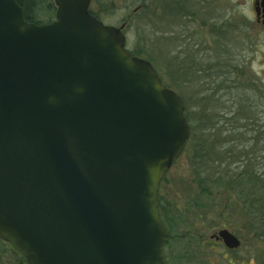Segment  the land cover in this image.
I'll use <instances>...</instances> for the list:
<instances>
[{
	"label": "water",
	"instance_id": "95a60500",
	"mask_svg": "<svg viewBox=\"0 0 264 264\" xmlns=\"http://www.w3.org/2000/svg\"><path fill=\"white\" fill-rule=\"evenodd\" d=\"M54 1L37 24L0 0V238L30 264H166L159 189L190 140L185 102L124 24Z\"/></svg>",
	"mask_w": 264,
	"mask_h": 264
},
{
	"label": "rangeland",
	"instance_id": "374dc122",
	"mask_svg": "<svg viewBox=\"0 0 264 264\" xmlns=\"http://www.w3.org/2000/svg\"><path fill=\"white\" fill-rule=\"evenodd\" d=\"M254 1L92 0L91 4L105 24L125 25L128 50H142L139 57L149 60L162 81L185 98L194 117H204V111L215 117L216 124L231 114V149L244 155L234 161L231 172L245 171L244 178L257 179L244 183L252 194L264 193V28ZM211 64V71L197 70ZM225 79L223 85L231 84L230 95L220 87ZM192 152L186 147L160 184L163 207L178 217L168 229V264H264L263 226L255 219L260 215L250 212L237 190H231V207L225 201L209 212L194 206L198 195L208 200L193 176ZM221 229L236 235L241 246L229 249L212 238Z\"/></svg>",
	"mask_w": 264,
	"mask_h": 264
},
{
	"label": "trees",
	"instance_id": "16d2710c",
	"mask_svg": "<svg viewBox=\"0 0 264 264\" xmlns=\"http://www.w3.org/2000/svg\"><path fill=\"white\" fill-rule=\"evenodd\" d=\"M40 1L47 2V0H18L19 4L26 10L25 18L28 21L33 22L40 18L37 15L31 16L28 11L36 6V2L39 6L41 4ZM141 51L142 50L138 48L131 52L133 55L139 56L142 53ZM224 57L225 56L222 55V58ZM213 68V64H211L210 66H205L197 70L206 73ZM226 81L228 80L225 79L220 87L226 90L225 94L230 95L231 84L223 85ZM212 95L215 98L214 94ZM183 100H185V98H183ZM185 104H187V101H185ZM187 105L186 114L191 128V136L187 147L193 150L190 156L192 173L201 194L208 200V202H204L198 195L196 198L197 200H194V206L209 212L212 209L217 210L225 201V206H227V208L231 207V190H237V192L240 193V199L246 202V206L250 209V212L254 215H260V217L255 219L263 226L264 233V193L254 192L252 194V192H250L252 188L246 190L244 187L245 182L251 183V179L254 181L257 179H254V177L252 178V176L248 179L244 178L243 176L247 175L244 173L245 171L236 175L231 172V165L234 161L244 156L243 154L238 155L234 153V150L231 149V142L234 141L231 139V124H233L231 122V114L229 117H224L223 120L221 119L222 121L218 118L216 124H214L213 122L216 120L215 117L212 119L207 112L205 113L204 111L201 112L204 114V117L201 114H198V117H194V114L190 113L188 110L189 107H187ZM240 117L242 116H238V119H240ZM218 121L222 122V125L219 124L217 127ZM225 125H227L228 128H224L223 126ZM206 130H208V132H206ZM202 131H204L206 135H202ZM217 198L219 199L217 200ZM161 200L160 198L161 217L167 229H171L169 226H173L178 217L174 212L173 215H171L169 211L163 207Z\"/></svg>",
	"mask_w": 264,
	"mask_h": 264
},
{
	"label": "flooded vegetation",
	"instance_id": "af4514ba",
	"mask_svg": "<svg viewBox=\"0 0 264 264\" xmlns=\"http://www.w3.org/2000/svg\"><path fill=\"white\" fill-rule=\"evenodd\" d=\"M256 1H260V0H255L254 4ZM40 2H41V4L39 6H38V3L36 2V6H34V8H32V9L28 10L29 13L31 14V16L37 15L40 17L41 15H44V14L48 15L51 13L53 15L51 18H48L47 20L38 19V20L33 21V23H37V24L51 23L52 21H54L56 19L57 6L55 4V1L54 0H47V2L46 1L45 2L40 1ZM91 4H92V0H91ZM24 9L25 8H23V10ZM25 12H26V10H24V13ZM90 12L95 17H97V19L101 20L100 17L91 10V5H90ZM212 238H216V240H221V239H217L216 235L212 236ZM168 241H169V239H168ZM168 241H167L166 247L168 245ZM0 264H30V263H29L28 259L21 252H19L10 242L0 238ZM166 264H168L167 257H166Z\"/></svg>",
	"mask_w": 264,
	"mask_h": 264
}]
</instances>
